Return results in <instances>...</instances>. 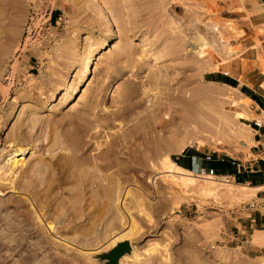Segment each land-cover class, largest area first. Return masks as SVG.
<instances>
[{
	"label": "rangeland",
	"instance_id": "1",
	"mask_svg": "<svg viewBox=\"0 0 264 264\" xmlns=\"http://www.w3.org/2000/svg\"><path fill=\"white\" fill-rule=\"evenodd\" d=\"M259 12L244 0H0V264H264V208L248 206L264 192L249 187L264 183ZM173 95L178 115L207 118L201 132L156 127L171 109L149 119ZM122 132L139 164L119 171L118 208L110 179L92 177L95 158L115 162L101 174L126 163L112 151ZM186 147L191 171L234 178L178 183L169 160ZM112 237L130 242L120 261L106 256Z\"/></svg>",
	"mask_w": 264,
	"mask_h": 264
},
{
	"label": "bare ground",
	"instance_id": "2",
	"mask_svg": "<svg viewBox=\"0 0 264 264\" xmlns=\"http://www.w3.org/2000/svg\"><path fill=\"white\" fill-rule=\"evenodd\" d=\"M155 78H157V77H155ZM150 79V78H149ZM150 81V80H149ZM156 83H159V82H163V79H162V77L161 78H158V79H156V81H155ZM160 84V83H159ZM161 86V85H160ZM170 93V92H169ZM166 96V95H165ZM169 96V95H168ZM167 102H165V101H163V100H161V102L160 103H157V104H154V105H156V108L154 109V114L152 115H150L149 116V119H150V117L151 118H153V117H156V116H159V115H157V113H155V111L157 110V112L159 111V113H160V110H163V108H165V110L166 109H168L167 111H169L170 109H171V111H169L161 120H158L159 122H158V125L156 126V127H159L160 129H166L168 126H172V127H174L175 126V128L177 129V130H179V132L180 131H185V132H188V131H190V130H196V129H199L198 131H200L201 130V128L203 127V126H207V118L206 117H204V118H202V119H199V118H197L196 116H194V115H190V116H186V115H178V111H177V109L178 108H176L175 107V105H173V103L174 102H176V101H180V99H179V96L178 95H173V100H172V102H170V101H168V100H166ZM159 102V101H158ZM127 107H129V105H126V106H122V107H118L117 108V110L114 112V114H116V112L120 109V108H127ZM131 107V106H130ZM154 108V107H153ZM152 108V109H153ZM131 109V108H130ZM122 110V109H121ZM151 111H153V110H151ZM174 112V113H170V112ZM110 114V113H109ZM108 113H106V114H104V115H102V119L104 120H107V116L109 115ZM153 116V117H152ZM186 116V117H185ZM115 117V116H114ZM157 118V117H156ZM158 118H161V117H158ZM181 119L182 120V122H180L178 119ZM204 119V120H203ZM186 120V121H185ZM150 121V120H149ZM211 121V120H210ZM150 125H149V127H147V128H149L148 129V131L146 132V133H148L149 134V131L150 132H153L154 130L152 129V128H155L154 126V124H155V122L153 123V121L152 122H150L149 123ZM169 128V127H168ZM129 129H131V127L129 128ZM206 131V130H205ZM137 132V131H136ZM201 132V131H200ZM139 135H141V134H139ZM126 137H128V136H126V134H124V132H122L118 137H116L117 139L119 138V139H124V142H122V144H120V145H122V147L119 149V150H112L113 152H115V153H117V155H118V157H120V158H123L124 160L123 161H125L126 163H121V165H118L119 163L118 162H116V164H117V167H115V171L113 172V169H112V172H110V171H107V172H109L108 174H101L102 173V171L101 170H106V169H108L109 170V168L115 163L113 160H110V159H106V160H99V161H96L95 159H94V164H96L97 166H98V168H99V170L101 171V173L100 172H98L97 173V171H98V168H96L97 169V171H95L96 173H94L93 172V176L94 177H96V178H94V177H92L94 180L95 179H99L100 178V182L102 181V184H105V183H103V179L102 178H105V177H108L109 179H110V182H108L109 183V185L107 186V191L110 193L111 192V194H113L114 196V200H115V205L118 207V208H120V207H122V206H124L123 204H122V193H121V189H120V185H119V177H118V175H119V171H120V173H121V171H129V169L131 168V172L133 173L134 171H132L133 170V166H134V164H139L138 162H137V156L134 154V152H136L135 150L133 151V149H135L136 147V145L134 146V148L130 145V143H131V141H130V139H126ZM141 137V136H140ZM144 136L142 135V138H143ZM129 138V137H128ZM135 144V143H134ZM133 145V144H132ZM91 146V145H90ZM119 148V147H118ZM111 150V148L110 147H108L107 149H102V150H100L99 152H97V153H95L93 156H95V157H98L99 158V156H101L104 152V154H106V152H108V151H110ZM27 151V148H23V149H21L20 150V153H18V154H15L14 153V156H17V155H22L24 152H26ZM85 153V152H84ZM114 153V154H115ZM22 158V156L20 157V159ZM101 158V157H100ZM92 160V159H91ZM18 160H12V164L14 165L16 162H17ZM93 161V160H92ZM139 161V160H138ZM141 162V161H140ZM143 162H145V161H143ZM142 162V163H143ZM141 163V164H142ZM169 163H171L175 168H176V170L175 171H173V170H170L171 171V173H172V178H174L178 183H180V184H182V185H188V184H190L191 182H192V179L193 178H196V177H203V179H208V180H213L212 179V176H201L200 174H198V173H196V172H193V171H189V170H186V169H183V168H181V167H179L177 164H175L173 161H171V160H169ZM92 164H93V162H92ZM94 166V165H93ZM93 166H91V168L93 167ZM114 166H115V164H114ZM113 166V167H114ZM133 167V168H132ZM94 168V169H95ZM112 168V167H111ZM117 168V169H116ZM94 169H92V170H94ZM136 170H139V169H137L136 168ZM106 172V173H107ZM138 171H135V173H137ZM124 173H126V172H124ZM124 173H123V176H124ZM132 173H130L131 174V176H133L132 175ZM163 173H165V172H163ZM205 173V172H204ZM91 174V173H90ZM84 175V174H83ZM87 175V174H86ZM128 175H129V173H128ZM82 176V175H81ZM90 176H92V175H90ZM126 176H127V174H126ZM126 176L125 177H123V178H126ZM135 176V175H134ZM133 176V177H134ZM122 177V176H121ZM129 177V176H128ZM83 179H84V177H82ZM88 179V178H87ZM131 179V178H130ZM202 179V180H203ZM92 180V179H91ZM134 180V179H133ZM96 181V186H97V184L99 183L100 184V182H99V180H98V182H97V180H95ZM196 181V180H195ZM93 182V181H92ZM194 182V181H193ZM210 182H212V181H210ZM70 183V182H69ZM83 183V182H82ZM102 184H100V185H102ZM232 184V183H231ZM94 185V184H93ZM98 186V187H101V186ZM242 186H247V184H241ZM263 186V185H262ZM95 187V186H94ZM249 187H252V188H254V187H256V186H249ZM85 188V187H84ZM98 189V188H97ZM122 189H124V188H122ZM121 193V194H120ZM78 197V196H77ZM113 201V200H112ZM116 201L118 202L119 201V204L118 203H116ZM100 203V202H99ZM103 203V202H102ZM110 204V203H109ZM88 205V204H87ZM105 205V204H104ZM115 207V206H114ZM116 214V213H115ZM99 219H97V221H98ZM136 235V232L134 233H132L131 231H130V229H128V230H125V231H122V232H120L119 234H117V236L119 237V238H122V237H124V236H135ZM114 238L115 237H112V238H110V240H109V242L111 243L110 245H112L113 246V244L114 243H116L117 241H119V240H121V239H117V241L115 240L114 241ZM254 241H256V242H260V243H262L263 244V241H261V240H259V239H257V238H255V239H253ZM114 241V242H113ZM130 243V242H129ZM132 250V249H131ZM125 255H126V253H122L120 256H119V258L117 259L118 261H120V259H121V257H125Z\"/></svg>",
	"mask_w": 264,
	"mask_h": 264
},
{
	"label": "crops",
	"instance_id": "3",
	"mask_svg": "<svg viewBox=\"0 0 264 264\" xmlns=\"http://www.w3.org/2000/svg\"><path fill=\"white\" fill-rule=\"evenodd\" d=\"M244 4L247 5L248 8H251L253 7V5H258V4H261L263 5L264 7V0H244ZM258 14V15H257ZM255 15V17L253 18H260L261 20L264 18V12H259ZM253 14L250 15V17L252 16ZM249 17V18H250ZM259 19V20H260ZM246 49V47L244 48ZM242 58H246L244 56H241ZM215 78H218V79H223L224 76H222L221 74H216L215 75ZM250 90V89H249ZM243 94H246L245 92H242ZM247 95V94H246ZM248 96V95H247ZM249 97V96H248ZM251 100H254L252 99L251 97H249ZM263 104H264V101H263ZM264 108V106H263ZM264 111V109H262ZM259 129V128H258ZM257 129V130H258ZM257 134L259 135L260 133L257 132ZM261 134L263 135L264 134V131L261 132ZM261 145H264V142H260ZM196 158H197V154H196V151L192 148H189V147H186L185 149H183L182 151L179 152V154L177 156H175V162L177 163V165L183 169H186V170H189L191 171L190 169H194L196 166ZM175 163V164H176ZM262 171H264V166L262 167ZM194 172V171H193ZM254 179H256L255 176H253ZM259 182V181H258ZM264 185V183H261V184H256V185H252V186H256V187H259V186H262ZM251 186V185H250ZM255 199L258 201V207H260L261 209L264 208V192L263 193H260L259 195H256ZM251 220V219H250ZM257 231H264V229H256Z\"/></svg>",
	"mask_w": 264,
	"mask_h": 264
},
{
	"label": "built area",
	"instance_id": "4",
	"mask_svg": "<svg viewBox=\"0 0 264 264\" xmlns=\"http://www.w3.org/2000/svg\"><path fill=\"white\" fill-rule=\"evenodd\" d=\"M222 73L226 74L227 71L223 70ZM260 117L259 118H252V122H253V126L255 128V130H257L259 127L263 128L264 131V111L262 109H260ZM238 165V164H237ZM200 172H205V174L209 175V176H214V177H218L221 178V180H223L224 182H230V179H233L234 176L233 175H229V174H217L215 172V170L212 167H200L199 168ZM258 203L257 200L252 199L251 201L248 202V206H255Z\"/></svg>",
	"mask_w": 264,
	"mask_h": 264
},
{
	"label": "water",
	"instance_id": "5",
	"mask_svg": "<svg viewBox=\"0 0 264 264\" xmlns=\"http://www.w3.org/2000/svg\"><path fill=\"white\" fill-rule=\"evenodd\" d=\"M130 249V243L127 239L120 240L116 242L110 251L106 254L111 262H115L119 256Z\"/></svg>",
	"mask_w": 264,
	"mask_h": 264
},
{
	"label": "trees",
	"instance_id": "6",
	"mask_svg": "<svg viewBox=\"0 0 264 264\" xmlns=\"http://www.w3.org/2000/svg\"><path fill=\"white\" fill-rule=\"evenodd\" d=\"M224 78H225L224 81H226V82H228L230 84H234V80L232 78L225 77V76H224ZM243 92H245L248 96H250L252 99L257 101V96L254 93L250 92V90L248 88H244ZM173 160H175V158ZM209 164L213 165L218 172H221L223 167L225 166V162H221V161H218V160H211L209 162ZM210 167H212V166H210ZM238 178H239V176H238ZM238 180H240V179H238Z\"/></svg>",
	"mask_w": 264,
	"mask_h": 264
}]
</instances>
